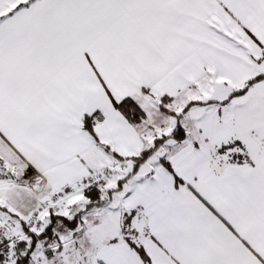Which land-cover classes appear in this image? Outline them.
Here are the masks:
<instances>
[{
	"label": "snow or ice",
	"instance_id": "snow-or-ice-1",
	"mask_svg": "<svg viewBox=\"0 0 264 264\" xmlns=\"http://www.w3.org/2000/svg\"><path fill=\"white\" fill-rule=\"evenodd\" d=\"M0 264H264V0H0Z\"/></svg>",
	"mask_w": 264,
	"mask_h": 264
}]
</instances>
